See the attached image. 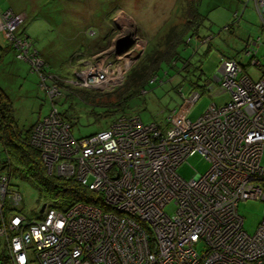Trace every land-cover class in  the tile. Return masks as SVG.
<instances>
[{"label":"built area","instance_id":"built-area-1","mask_svg":"<svg viewBox=\"0 0 264 264\" xmlns=\"http://www.w3.org/2000/svg\"><path fill=\"white\" fill-rule=\"evenodd\" d=\"M256 5L264 22V0ZM25 15L0 10V33L47 85L45 60L28 34L19 33ZM255 45L257 40L247 43L248 54L255 55ZM120 68L103 60L69 80L48 77L51 83L57 78L80 88H104L121 78ZM219 71L220 91L229 99L192 120L188 112L202 95L191 91L165 130L158 122L121 116L78 139L51 101L32 133L48 171L75 175L103 193L111 208L75 203L61 211L45 204L39 219L16 212L6 220L5 198L19 207L23 197L8 189L3 175L0 251L7 247L12 264H264V217L249 234L238 211L241 201L264 200V77L252 80L233 58ZM49 85L50 97H57L58 84ZM195 154L209 167L186 179L179 165Z\"/></svg>","mask_w":264,"mask_h":264},{"label":"rangeland","instance_id":"rangeland-1","mask_svg":"<svg viewBox=\"0 0 264 264\" xmlns=\"http://www.w3.org/2000/svg\"><path fill=\"white\" fill-rule=\"evenodd\" d=\"M188 1L0 0V8L27 13L18 29L23 27L28 32L35 47L43 48L47 45L46 51L51 53L52 58L49 60L47 55L42 58L51 61V76L58 73L72 78L84 66L96 61L104 60L121 66L122 76L119 80L108 87L93 88V91L101 94L97 97V102L105 103L117 100L115 91L123 83L127 71L138 64L139 58L146 53L145 50L159 45L172 25L184 23V9L189 4ZM199 2L198 12L203 18L199 21L198 33L194 36L192 33L185 34L186 43H179L176 47L182 59H177L173 66L164 65L158 80H151V84L144 91L141 90L140 95L128 100V117L137 116L144 123L158 122L163 130L170 125L169 116L186 107L184 96L187 97L189 93L188 80L194 78L192 73L183 70L182 60L185 58L190 59L192 67L200 66L204 72L203 78H207L206 88L199 91L201 98L188 112V117L192 120H197L211 104L219 106L229 99L230 95L221 92L218 83L219 69L225 59H236L254 81L264 77V22L256 0ZM255 40L258 45L254 49L257 51L255 55L248 54L247 43ZM81 44L85 46L83 51ZM44 65L40 64L39 68ZM46 77L48 84L43 85L40 73L32 70L27 60L19 59L14 49L4 55V61L0 64V86L14 104L18 127L28 128L47 116L53 102L60 112L65 113L67 120L74 124V136L79 138L94 132L100 124L93 123L94 115L86 101L72 95L66 96L62 91L57 97H50L46 86L58 84L61 89L64 88L65 81L53 77L55 81L50 83L48 74ZM203 78L199 80L201 83H204ZM96 110L101 111V108L97 107ZM262 162L264 163V158ZM208 167L204 156L195 154L179 165L178 172L190 179L197 173H204ZM9 186L16 188L23 197L19 205L23 213L36 217L44 204L37 188L15 173ZM173 210V205L166 208L169 213ZM238 211L244 218V229L252 234L264 217V200L241 201Z\"/></svg>","mask_w":264,"mask_h":264},{"label":"trees","instance_id":"trees-1","mask_svg":"<svg viewBox=\"0 0 264 264\" xmlns=\"http://www.w3.org/2000/svg\"><path fill=\"white\" fill-rule=\"evenodd\" d=\"M199 1L200 0H189V4L184 9L186 15L184 23L181 25H172V28L164 36L165 39H163L159 45L145 50L146 53H144L142 58H139L138 64L127 71L123 83L118 86L114 93L115 99H117L116 101L105 103L97 102L96 99H98L97 97L101 94L93 91V88H80L72 84H63L64 88H61V91L64 92L66 96L72 95L85 100L88 106L91 107V114L94 115L93 123L96 122L100 124L94 132L88 136L108 128L117 118L127 116L126 108L128 100L135 95H140V91H144L147 85L151 84V80L154 77L158 80L159 72L164 68V65L173 66L177 59H182L176 47L179 43H186L185 34L192 33L194 36L198 33L199 21H202L203 18L202 14L198 12ZM22 32L28 34V32L21 27V32L19 33ZM28 36L30 38L29 34ZM46 46L47 45H44L43 48L37 49L39 55L42 57L47 55L50 60L52 55L50 52L46 51ZM80 48L83 51L85 46L81 44ZM10 49L15 50L10 42L4 44L0 40V64L4 61L3 56ZM182 61H184L183 70L192 73L194 76V78L188 80L190 84L189 92L205 89L207 78H203L204 72L201 70L200 66L192 67V63L188 58ZM49 62L51 63V61ZM49 62L47 61L44 69V73L46 72L45 74H48V76L53 74V72L50 71L53 67L49 65ZM54 76H59L60 78L68 80L71 79L58 73ZM201 78H203L204 83L199 81ZM49 82L51 83V81ZM179 91H182V89ZM97 107L101 108V111H97ZM59 113H61L66 123L70 125V131L72 133L74 124L67 120L65 113L60 112V110ZM37 121H35V123ZM35 123L24 129L18 127L14 115V104L8 93L0 86V183L1 177L6 175L8 189L10 191L17 190L9 186L10 179L15 173L25 180H28L37 188L40 199L43 200L44 204H49L61 211L67 210L70 206L74 205V203L79 202L100 207L104 211H109L111 206L104 202L103 193L100 191L95 192L90 189L89 186L83 185L78 181L75 175H58L55 171H48V167L43 160L42 150L39 149L37 145L33 144L32 133L35 128ZM83 137L86 136H80L78 139ZM2 210L6 220H9V217L16 212L23 213V210L19 207L12 206L8 198H5ZM42 216L39 210L37 216L31 218L39 219ZM0 264H12L7 247L2 248L0 251Z\"/></svg>","mask_w":264,"mask_h":264},{"label":"crops","instance_id":"crops-1","mask_svg":"<svg viewBox=\"0 0 264 264\" xmlns=\"http://www.w3.org/2000/svg\"><path fill=\"white\" fill-rule=\"evenodd\" d=\"M0 10H6V9H2V8H0ZM12 10H13V9H12ZM14 11H15V10H14ZM18 12H19V11H18ZM22 28H23V27H22ZM2 38H3V39H2ZM2 38H1L2 40H1V39H0V40H1L4 44H7L8 42L6 41V39H5V37L3 36V34H2ZM12 50H13V49H12ZM15 52H16V51H15ZM3 57H4V56H3Z\"/></svg>","mask_w":264,"mask_h":264},{"label":"water","instance_id":"water-1","mask_svg":"<svg viewBox=\"0 0 264 264\" xmlns=\"http://www.w3.org/2000/svg\"><path fill=\"white\" fill-rule=\"evenodd\" d=\"M44 207H45V204H43V205L40 207V208H41V209H40V212H41V213L45 210Z\"/></svg>","mask_w":264,"mask_h":264},{"label":"clouds","instance_id":"clouds-1","mask_svg":"<svg viewBox=\"0 0 264 264\" xmlns=\"http://www.w3.org/2000/svg\"><path fill=\"white\" fill-rule=\"evenodd\" d=\"M139 23H141V21Z\"/></svg>","mask_w":264,"mask_h":264}]
</instances>
